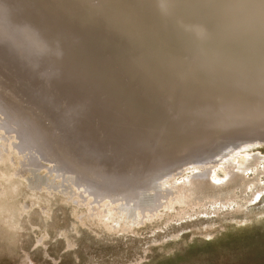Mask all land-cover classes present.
I'll return each mask as SVG.
<instances>
[{"label":"rangeland","instance_id":"obj_1","mask_svg":"<svg viewBox=\"0 0 264 264\" xmlns=\"http://www.w3.org/2000/svg\"><path fill=\"white\" fill-rule=\"evenodd\" d=\"M49 1L0 0V134L4 137L9 136V133L14 135L15 132L17 135H25L35 128L37 131L41 129L37 132L41 135L39 141L37 139L38 143L42 147L44 145L45 150L52 152L60 150L66 153L70 149V152L74 153L72 162L78 164L76 167L81 171L84 170L81 172L85 173L82 179H90L91 182L95 179L98 185L102 188L104 186L105 189L106 182L109 189L115 186L121 188V184L112 182L121 180L119 178L122 176L116 178L113 173L117 174L118 168L125 166L121 161L128 153L111 151L109 141L97 137L94 132L96 130H93L96 119L90 121L89 118L94 110L92 103L97 101L99 95L95 89L103 84L102 72L97 74V78L100 76L101 80L98 78L94 83L93 76L94 85L90 81L92 79L87 84L85 79L91 78L92 74L89 73L90 76L88 71L84 70V75L85 63H78L80 56L85 62L92 59L99 62L104 58L105 62H99L102 65L110 62L114 56L118 63L120 57L115 45H120L113 44V51L103 52L105 45L102 42L109 39L105 37L103 30L93 26L90 29V25L81 20L83 25L78 24L81 23L78 18L69 19L65 13L60 14L58 7L51 5L53 3ZM46 3L54 9L57 7L58 11L56 9L53 13V7L51 9ZM64 49L70 52L67 53ZM47 51L50 54H46ZM98 51L103 58L98 55ZM72 52L76 53V56ZM86 55L91 58L88 59ZM55 56L58 60L61 56L65 57L66 61L70 60L66 65V61L61 57L62 61L60 59L59 64H56ZM50 59L55 60L53 65H50ZM70 62L73 70L68 69L71 68L68 67ZM55 65H58V69L60 67L59 72ZM76 65L81 66L83 71H78V74L80 72L88 78L84 79L81 75L80 78L75 74V69H79ZM102 65L101 68L104 66ZM61 67L68 72V77L63 69L61 71ZM105 67L104 69H107ZM54 68L56 69L53 70ZM70 74L74 78H71ZM54 78L56 81L53 83ZM83 81L85 84H82ZM50 82L53 83L52 86ZM64 83H67V86ZM77 84L86 87L83 88L84 92ZM74 85H77L80 92L74 89ZM88 86L91 89H87ZM95 86L97 88L93 89ZM61 87H65V91ZM94 90L96 93L92 92L95 95H92L93 100H90L92 98L88 95ZM85 103L92 108L87 107V104L85 107ZM83 106L87 109H83ZM73 109H78L79 114L75 111L77 116L72 113ZM79 115L85 116L89 123L85 117ZM43 118L52 124L49 132H45L40 123ZM96 123L100 125L99 121ZM247 145L241 144L240 148L236 147V151L233 149L228 155L221 157L222 159L219 157L222 153L212 156V160L205 162L206 164H190L186 161L196 154L198 157H206L213 153L211 149L198 153L186 151L184 155L172 154L165 161L157 163L151 170L158 171L156 175L169 170L170 174L164 177L166 180H160L162 183L159 181V187L163 191H172V195L162 198L160 204L150 211L136 210L134 219L129 215L126 217L119 200L104 196L92 197L88 189L66 180L68 174L64 173L61 177L60 171L57 174L50 170L54 163L38 158L42 167L34 174L27 172L25 175L28 178H38L54 187L48 188V191L45 188L39 191L37 196H33L21 185L23 188H18L19 195L11 198L6 192L0 197L3 199V204L0 205V264H264V140L255 137V140ZM231 148L233 147H227L224 151ZM126 149L127 145H123L121 150ZM131 157H138V153H133ZM91 167L102 172L106 182L101 180L102 177ZM227 170L229 174L237 177L230 179L231 175H228ZM199 174L206 175L207 185L190 187L189 181H193ZM110 177L113 179H109ZM21 180L25 182V179ZM175 186L179 189L174 188ZM2 188H5V185L2 184Z\"/></svg>","mask_w":264,"mask_h":264},{"label":"bare ground","instance_id":"obj_2","mask_svg":"<svg viewBox=\"0 0 264 264\" xmlns=\"http://www.w3.org/2000/svg\"><path fill=\"white\" fill-rule=\"evenodd\" d=\"M49 2L57 6L60 14L65 13L69 19L78 18V21L89 24L90 29L94 27L103 30L105 37H109L108 40L114 42L111 43L108 40L102 42L105 45L103 52L113 51V44L120 45H115L118 48V57H120L118 63L115 61L116 58L111 56L114 60L111 59L110 62L108 60L109 64L103 63V66L101 63L104 56L102 57L98 51V55L103 58L99 60L100 64L95 59H92L95 61L88 60L89 63L82 61L81 56L78 60V63H85L83 66L86 69L84 68L83 71H88L87 73L92 74V77L87 80L85 78L88 77H84L80 72L78 74V71H82L80 64L76 65L79 69H75V74L83 76L89 84L93 76L95 81L100 77L97 78V74L100 75L102 72L103 84L100 82L97 84L98 86L100 84L99 90L95 89L97 93L99 92V95H96L98 99L92 103L94 110L89 109L92 111H90L92 116L88 117L90 121L96 119L100 122L98 125L94 121L93 130H96L94 132L98 135L97 137L109 141L113 148L110 149L111 151L128 153V156H123L124 159L121 161V164L126 167L121 166L122 169H120L116 166L119 172L113 173V177L122 176V178L117 181L113 180L112 183L117 182L123 188H119L120 186L107 188L106 177L102 176V172L95 170V167L91 168L102 177L101 180L107 183L106 189L103 184V188L100 187L95 179L92 182L88 178V180L82 179L85 173L81 174L84 170L81 171L76 167L78 164L72 162L74 153L70 152V149L66 153L60 150L53 152L45 150L44 145L42 147L38 143L41 136L38 133L41 129L37 127L38 131L35 128L31 132H26L27 135H17L16 132L12 135L8 132L9 136L4 137L0 134V141H2L0 142V197L8 192V197L13 198L18 194V188L22 186L27 188L33 196H37L38 192L45 188L48 191V188L54 187L38 178H28L25 175L27 172L34 174L42 167L38 160L42 158L41 160L45 159L44 161L54 163L50 170L57 174L60 171V176L64 173L68 174L66 180H70L71 184L81 185L88 189L92 197L102 198L104 196L119 200L126 217L129 215L134 219L136 210L150 211L160 204L162 198H169L172 195V191L162 188L166 190L163 191L159 187L162 183L160 180H166L164 177L170 174L169 170L157 175L158 171L151 170L157 163L165 161L172 154L182 153L184 155L186 151L198 153L204 149H211L213 153L206 157H198L196 154L186 161L190 164L205 163L212 156L222 153L219 157H224L236 147L240 148L241 144L245 143L248 146L247 143L254 141L255 137H260L261 131L264 130V0H51ZM47 6L50 7L49 4ZM53 9L52 12L56 10ZM58 21L61 20L58 19ZM103 45L100 46L103 47ZM52 50L51 52L54 53V49ZM72 54L76 56V53L72 52ZM47 57L49 58L50 55ZM61 57L62 61L63 57ZM90 58L91 56L88 59ZM55 60L50 63L55 61L59 64L56 56ZM71 65L70 62L68 67ZM105 65L110 67L107 68L108 66L105 67ZM56 66L58 65L54 67ZM72 66L66 68L72 69ZM63 67L61 71L63 69L68 77V72H65ZM59 69L57 68L58 72ZM68 69L66 70L69 71ZM75 74L73 73V76ZM73 76L70 77L74 78ZM54 80L56 79L52 80L53 83ZM90 81L94 82L93 79ZM82 84L85 82L83 81ZM64 85L67 86V83ZM89 86L87 89H91ZM65 87H61L63 91ZM75 87L74 89H77ZM78 87L82 88L81 91L86 88L80 84ZM95 90L88 95L92 98L90 100H93L92 95H95ZM67 92L69 93V89ZM92 92L95 93L92 94ZM64 94L63 92V96ZM67 96L70 97L69 94ZM74 97L76 102V96ZM72 99L74 102V98ZM89 106L92 108L91 105ZM89 106L87 104V107ZM80 107L79 105V109ZM75 111L73 109L72 113L74 112L73 114L77 116ZM77 112L79 114V111ZM85 116L79 115V117ZM86 120L89 123L87 118ZM40 123L45 132L50 131L52 124L49 121L43 118ZM3 133L7 134L5 131ZM123 145H127L126 150H121ZM227 147L233 148L224 151ZM131 153H138V157H131ZM16 157H18L17 160ZM87 167L82 166V168ZM228 170V175H231L230 179L237 177V175L229 174ZM21 179H25V182ZM192 180L189 181L190 187L198 188L207 185L205 174H199ZM2 184L5 188H2ZM174 188L179 189L178 186ZM2 204L3 199H0V205Z\"/></svg>","mask_w":264,"mask_h":264},{"label":"snow or ice","instance_id":"obj_3","mask_svg":"<svg viewBox=\"0 0 264 264\" xmlns=\"http://www.w3.org/2000/svg\"><path fill=\"white\" fill-rule=\"evenodd\" d=\"M260 139L264 140V130L261 131Z\"/></svg>","mask_w":264,"mask_h":264}]
</instances>
